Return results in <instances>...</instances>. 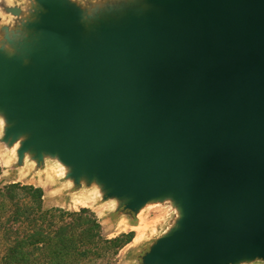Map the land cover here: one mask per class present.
I'll return each mask as SVG.
<instances>
[{
  "label": "water",
  "instance_id": "1",
  "mask_svg": "<svg viewBox=\"0 0 264 264\" xmlns=\"http://www.w3.org/2000/svg\"><path fill=\"white\" fill-rule=\"evenodd\" d=\"M37 1L29 39L0 50L21 158L57 155L133 214L175 192L182 230L144 264L264 261V0H146L91 33L70 0Z\"/></svg>",
  "mask_w": 264,
  "mask_h": 264
},
{
  "label": "rangeland",
  "instance_id": "2",
  "mask_svg": "<svg viewBox=\"0 0 264 264\" xmlns=\"http://www.w3.org/2000/svg\"><path fill=\"white\" fill-rule=\"evenodd\" d=\"M82 11V25L87 33L95 31L101 22L114 19L130 10L140 11L146 0H70ZM13 9H20L17 16ZM43 8L37 0H0V50L16 53L11 41L22 43L32 33L28 27L40 19ZM0 187L14 183L41 188L46 208L67 211L89 209L102 226L105 238L115 239L131 235L132 242L120 249L117 255H109L91 264H144V257L162 237L168 235L177 224L178 211L170 200L148 208L140 214L123 211L126 201L108 197V191L97 179H76L72 168L57 155L29 151L21 158L19 151L29 135L6 140L11 126L7 116L0 112ZM240 264H264L255 260Z\"/></svg>",
  "mask_w": 264,
  "mask_h": 264
},
{
  "label": "trees",
  "instance_id": "3",
  "mask_svg": "<svg viewBox=\"0 0 264 264\" xmlns=\"http://www.w3.org/2000/svg\"><path fill=\"white\" fill-rule=\"evenodd\" d=\"M132 240L105 238L89 209L46 208L41 188L0 187V264H91L117 255Z\"/></svg>",
  "mask_w": 264,
  "mask_h": 264
},
{
  "label": "bare ground",
  "instance_id": "4",
  "mask_svg": "<svg viewBox=\"0 0 264 264\" xmlns=\"http://www.w3.org/2000/svg\"><path fill=\"white\" fill-rule=\"evenodd\" d=\"M145 17H156V18H160V19H165L166 17L162 14V11L158 8H149L148 11L144 14ZM130 20H127L126 23H129ZM177 194L175 192H166L163 195L159 196V197H154L152 198L149 202H147L146 204H144L143 206H141L138 211L137 214H140L142 211L148 209V208H154L157 207L159 205H161L162 203L166 202L167 200H170L173 204V206L176 208V210L178 211V218L179 221L178 223L175 225V229L173 232H171L168 236H172L175 235L176 233L180 232L182 230V220L185 217V211H184V206L182 204L181 200H176ZM181 220V221H180ZM163 238V239H165ZM161 241V240H160Z\"/></svg>",
  "mask_w": 264,
  "mask_h": 264
},
{
  "label": "clouds",
  "instance_id": "5",
  "mask_svg": "<svg viewBox=\"0 0 264 264\" xmlns=\"http://www.w3.org/2000/svg\"><path fill=\"white\" fill-rule=\"evenodd\" d=\"M3 123V121L2 120H0V124H2Z\"/></svg>",
  "mask_w": 264,
  "mask_h": 264
}]
</instances>
